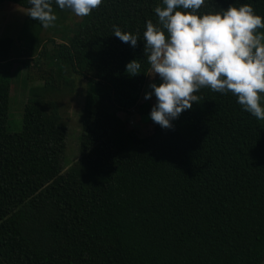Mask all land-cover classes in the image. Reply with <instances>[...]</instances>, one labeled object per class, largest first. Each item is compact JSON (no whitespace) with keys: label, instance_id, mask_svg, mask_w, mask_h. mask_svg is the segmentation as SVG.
<instances>
[{"label":"trees","instance_id":"1","mask_svg":"<svg viewBox=\"0 0 264 264\" xmlns=\"http://www.w3.org/2000/svg\"><path fill=\"white\" fill-rule=\"evenodd\" d=\"M4 3L43 27L29 0ZM243 4L264 22V0H205L197 13ZM156 7L163 0H103L68 43L48 39L35 59L17 61L42 81V95L27 93L19 132L8 130L13 40L0 38V264L264 260V121L232 93L203 87L170 129L154 123L140 137L127 124L151 76L143 34L148 20L162 27ZM114 26L137 35V46L115 37ZM133 60L141 64L135 76L126 69ZM75 77L85 94L79 154L66 168L56 97L68 88L75 95Z\"/></svg>","mask_w":264,"mask_h":264},{"label":"clouds","instance_id":"2","mask_svg":"<svg viewBox=\"0 0 264 264\" xmlns=\"http://www.w3.org/2000/svg\"><path fill=\"white\" fill-rule=\"evenodd\" d=\"M30 16L48 28L57 19L51 0H29ZM103 0H56L60 9H70L76 16H88ZM205 0H163L165 7L154 9L158 27L147 21L143 34L145 55L153 83L145 99L154 94L156 103L151 119L164 129L172 128V121L190 110L200 97L195 95L203 87L222 94L232 93L243 109L264 121L261 95L264 93V29L262 18L254 14L249 4L239 8L199 15L197 10ZM182 9V10H178ZM192 11H183L189 10ZM167 32V36L165 35ZM114 36L124 43L137 46L138 36L125 33L114 26ZM127 73H140L141 64L133 60L126 66Z\"/></svg>","mask_w":264,"mask_h":264},{"label":"rangeland","instance_id":"3","mask_svg":"<svg viewBox=\"0 0 264 264\" xmlns=\"http://www.w3.org/2000/svg\"><path fill=\"white\" fill-rule=\"evenodd\" d=\"M57 19L48 28L38 27L27 20L25 9L4 3L0 6V38H10L13 40V47L10 54V60H14L11 77V92L9 105L8 130L19 132L22 126V108L26 100L27 93L38 95L42 93V81L27 78V72L30 76L38 74L36 69H24V64L17 61H28L35 59L37 52L41 50L48 39L57 43H68L75 32L76 24L81 17L76 16L70 9L53 13ZM34 45V51L32 49ZM31 47V49H30ZM32 63V62H31ZM151 75L153 73L151 72ZM74 96L71 89L59 90L56 100L60 103L62 113H65L64 126L66 128V147L62 155V165L69 167L75 161L79 154V137L81 134L82 108L85 94V81L79 77L74 78ZM162 83L158 75L150 76L147 84L142 91L139 108L132 112L127 120L129 127L135 129L140 137L147 135L154 124L150 118L151 109L156 103V97L153 94L151 99H145L149 92L154 90L151 84ZM42 95V94H41ZM261 107L264 103L261 102ZM141 129V130H138Z\"/></svg>","mask_w":264,"mask_h":264},{"label":"crops","instance_id":"4","mask_svg":"<svg viewBox=\"0 0 264 264\" xmlns=\"http://www.w3.org/2000/svg\"><path fill=\"white\" fill-rule=\"evenodd\" d=\"M261 264H264V260L261 262Z\"/></svg>","mask_w":264,"mask_h":264}]
</instances>
